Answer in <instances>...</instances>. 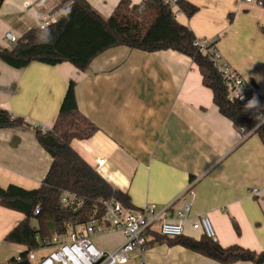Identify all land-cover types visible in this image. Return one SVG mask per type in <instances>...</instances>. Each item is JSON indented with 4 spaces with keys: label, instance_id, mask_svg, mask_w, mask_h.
Returning a JSON list of instances; mask_svg holds the SVG:
<instances>
[{
    "label": "crops",
    "instance_id": "1",
    "mask_svg": "<svg viewBox=\"0 0 264 264\" xmlns=\"http://www.w3.org/2000/svg\"><path fill=\"white\" fill-rule=\"evenodd\" d=\"M88 1L107 18L121 0ZM190 1L198 12L188 17L177 10L176 18L199 39H217L222 62L264 99V6L244 0ZM63 4L2 0L0 53L11 49L10 33L20 38L50 14L59 19ZM71 80L80 110L97 126L92 136L73 139L71 145L104 179L127 192L134 208L155 204L161 209L173 203L168 215L178 220V210L188 203L184 236L200 239L202 229L192 224L207 216L222 246L264 250L263 142L256 133L243 139L215 104L197 64L172 49L114 46L93 58L86 70L70 62L38 61L15 68L0 57V107L25 120L22 126L0 128L2 187L40 186L52 156L39 143L35 127H53ZM98 158L106 162L96 168ZM191 182L192 192L182 196ZM24 218L0 204V264L18 261L25 251L6 239ZM96 237H108L110 249L124 241L119 231ZM43 255L36 252L37 259ZM125 264L220 263L182 245L155 242L134 251Z\"/></svg>",
    "mask_w": 264,
    "mask_h": 264
},
{
    "label": "trees",
    "instance_id": "2",
    "mask_svg": "<svg viewBox=\"0 0 264 264\" xmlns=\"http://www.w3.org/2000/svg\"><path fill=\"white\" fill-rule=\"evenodd\" d=\"M63 1L71 4L69 12L45 28L36 27L26 32L11 49L0 53L1 59L15 68L38 61L50 65L70 62L86 70L93 58L114 46L124 45L148 52L176 50L197 64L203 84L212 90L220 112L238 129L249 132L256 128L254 133L264 145V123L260 124L264 119V104L252 109L256 112L253 116L245 112L241 101L230 99L223 74L210 55L196 44L199 38L176 18L177 10L192 17L199 10L197 5L190 0H177L173 6L166 0H143L139 4L121 0L112 14L104 18L88 0ZM22 125H25L22 117L0 107V128ZM96 130L97 126L80 110L75 83L71 80L53 127H35L39 143L52 156L51 166L40 186L26 189L14 184L6 188L0 185V204L25 215L6 236L8 241L25 246L22 259L28 258L31 251L38 252L50 246L49 240L54 234L66 235L92 217L103 215L107 203L113 199L133 207L130 195L104 179L71 145L73 139L89 138ZM65 192L76 194L83 200V206L78 210L64 206L61 196ZM34 217L37 226L31 222ZM155 242L182 245L220 264L241 260L264 263V250L258 252L239 244L222 246L207 235L200 239L184 235L167 237L154 231L147 245ZM15 261L13 258L9 264Z\"/></svg>",
    "mask_w": 264,
    "mask_h": 264
},
{
    "label": "built area",
    "instance_id": "3",
    "mask_svg": "<svg viewBox=\"0 0 264 264\" xmlns=\"http://www.w3.org/2000/svg\"><path fill=\"white\" fill-rule=\"evenodd\" d=\"M2 0H0L1 3ZM172 6L177 0H166ZM247 3H257L264 6V0H244ZM71 4L66 2L60 8L62 16L69 12ZM58 19L50 14L39 23L38 27L45 28ZM18 38L9 34V41L13 44ZM217 39H198L196 44L200 49L210 55L218 70L223 74L226 81L229 97L237 99L249 109L256 110L263 106L264 100L256 95L245 82L244 78L221 60V54L216 48ZM264 123V119L260 124ZM256 128L249 132L240 128L243 139L248 138ZM96 168L102 166L106 159L98 158L95 161ZM193 182L185 189L182 196L191 193ZM61 203L74 210L83 206V200L76 194L65 192L61 196ZM173 203L158 209L155 204H147L141 209L125 206L117 200L107 203L105 213L101 216L92 217L87 223L80 224L69 230L66 235L54 234L49 240V252L36 258V252L31 251L28 255L34 264H125L129 261L134 251H143L152 239V232L156 231L167 237L184 235L183 220L190 211V205L186 203L182 210H178V220L169 217V210ZM39 212V210H36ZM194 228H201L204 235L217 240L214 227L207 216H201L193 221ZM119 231L124 236L123 243L115 249H99L92 241L93 237ZM24 260L18 257V261Z\"/></svg>",
    "mask_w": 264,
    "mask_h": 264
},
{
    "label": "rangeland",
    "instance_id": "4",
    "mask_svg": "<svg viewBox=\"0 0 264 264\" xmlns=\"http://www.w3.org/2000/svg\"><path fill=\"white\" fill-rule=\"evenodd\" d=\"M32 224L37 226L38 225V221L37 219L34 217L32 218ZM93 243L99 248V249H105V250H109L110 249V242L108 240V237H93L92 238ZM50 248L46 247V248H42L41 250H39L37 252V256L40 254H46L47 252H49Z\"/></svg>",
    "mask_w": 264,
    "mask_h": 264
},
{
    "label": "water",
    "instance_id": "5",
    "mask_svg": "<svg viewBox=\"0 0 264 264\" xmlns=\"http://www.w3.org/2000/svg\"><path fill=\"white\" fill-rule=\"evenodd\" d=\"M244 110H245V112H248V113H250L253 116H256V112L255 111H253V110H251V109H249L247 107H245ZM14 264H33V263L29 259H24V260H21V261H16Z\"/></svg>",
    "mask_w": 264,
    "mask_h": 264
}]
</instances>
